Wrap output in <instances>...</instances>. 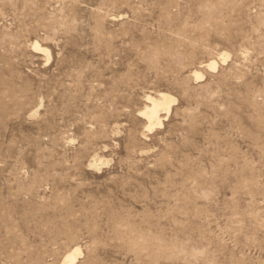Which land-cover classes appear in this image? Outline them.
I'll list each match as a JSON object with an SVG mask.
<instances>
[{"label":"rangeland","instance_id":"1","mask_svg":"<svg viewBox=\"0 0 264 264\" xmlns=\"http://www.w3.org/2000/svg\"><path fill=\"white\" fill-rule=\"evenodd\" d=\"M78 246L264 264V0H0V264Z\"/></svg>","mask_w":264,"mask_h":264},{"label":"bare ground","instance_id":"2","mask_svg":"<svg viewBox=\"0 0 264 264\" xmlns=\"http://www.w3.org/2000/svg\"><path fill=\"white\" fill-rule=\"evenodd\" d=\"M35 48L41 49L42 46L36 42ZM34 47V46H33ZM50 59V54H47ZM228 57V55H226ZM227 58H223V60H226ZM208 66L210 68H216L217 62L216 61H210L208 63ZM195 75L197 78H203L204 74L200 71H195ZM177 101V97L169 92L160 91L156 95L148 94L146 96V102L147 104L145 107L140 111L141 115L148 119L149 125L148 128H154L157 125L163 124V118L161 116V112H166L167 115L171 112L172 104H174ZM81 252V248L78 246L75 248L74 251L69 253L66 256L65 262L67 263H74L75 260H77V255Z\"/></svg>","mask_w":264,"mask_h":264}]
</instances>
